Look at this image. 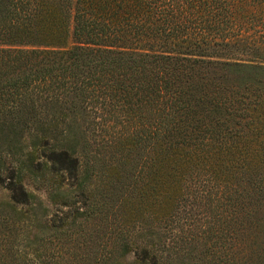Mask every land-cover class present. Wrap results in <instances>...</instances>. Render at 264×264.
Segmentation results:
<instances>
[{"label": "trees", "instance_id": "16d2710c", "mask_svg": "<svg viewBox=\"0 0 264 264\" xmlns=\"http://www.w3.org/2000/svg\"><path fill=\"white\" fill-rule=\"evenodd\" d=\"M0 191V264H264V0H0Z\"/></svg>", "mask_w": 264, "mask_h": 264}, {"label": "rangeland", "instance_id": "374dc122", "mask_svg": "<svg viewBox=\"0 0 264 264\" xmlns=\"http://www.w3.org/2000/svg\"><path fill=\"white\" fill-rule=\"evenodd\" d=\"M18 139H19V142L22 143V147H23L20 157L25 158L26 156H32V157H34V162L38 161L39 158H38V155L36 153L35 148L30 146L31 145V138L29 136H26V134H22ZM26 153L31 154V155H27ZM23 182L25 183L28 191L31 192L32 194H34L37 199L41 200V202H45L44 204L47 205L46 206L47 210H50L51 207H50V205H48L46 203V201L44 199V195H43L44 193L42 192V190L41 189L34 190L32 188V186L28 183L27 178L23 179ZM0 195H2L1 191H0ZM131 260H132L131 254H127L122 258L123 262H130Z\"/></svg>", "mask_w": 264, "mask_h": 264}]
</instances>
